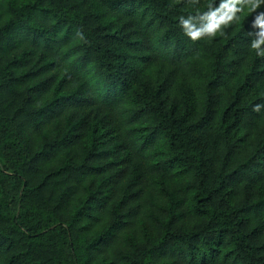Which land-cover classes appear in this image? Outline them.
I'll return each mask as SVG.
<instances>
[{"label": "trees", "instance_id": "16d2710c", "mask_svg": "<svg viewBox=\"0 0 264 264\" xmlns=\"http://www.w3.org/2000/svg\"><path fill=\"white\" fill-rule=\"evenodd\" d=\"M209 3L0 0V264H264V4Z\"/></svg>", "mask_w": 264, "mask_h": 264}, {"label": "clouds", "instance_id": "9594fccd", "mask_svg": "<svg viewBox=\"0 0 264 264\" xmlns=\"http://www.w3.org/2000/svg\"><path fill=\"white\" fill-rule=\"evenodd\" d=\"M192 2L195 4L196 0H192ZM244 4L254 10L264 4V0H219V4L216 7L209 3L207 5L208 11L200 14L199 17L203 23L194 24V17L189 14L187 17L181 16L179 18V26L184 34L193 41L205 36L211 38L217 33L222 34L225 27L233 22L234 19H238L236 13L241 10ZM252 27L258 29V31L255 37L251 39L249 47L257 56H264V11L256 14ZM260 108V104L252 106L254 112H258Z\"/></svg>", "mask_w": 264, "mask_h": 264}]
</instances>
